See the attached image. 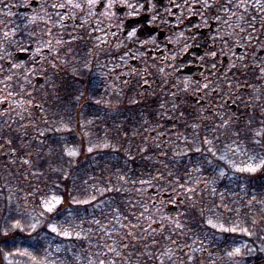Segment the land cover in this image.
<instances>
[{"label":"trees","instance_id":"1","mask_svg":"<svg viewBox=\"0 0 264 264\" xmlns=\"http://www.w3.org/2000/svg\"><path fill=\"white\" fill-rule=\"evenodd\" d=\"M251 45L264 52V41ZM74 61L71 83L45 91L21 89L18 74H0V81L11 77L0 93L23 103L20 115L9 113L8 99L0 112V264H264V171L229 167L264 156V137L256 136L264 132V62L251 74L250 102L238 119L184 124L163 147L152 128L160 103L142 101L134 87L101 88L84 58ZM66 149L79 155L69 158ZM152 189L182 198L176 216L158 220L164 201L153 202ZM53 194L63 203L43 213ZM84 200L91 203H77ZM50 223L70 238L52 233ZM237 224L253 235L218 230ZM237 245L241 255L229 257Z\"/></svg>","mask_w":264,"mask_h":264},{"label":"flooded vegetation","instance_id":"2","mask_svg":"<svg viewBox=\"0 0 264 264\" xmlns=\"http://www.w3.org/2000/svg\"><path fill=\"white\" fill-rule=\"evenodd\" d=\"M262 41L264 0H0V74L45 91L69 85L82 57L101 88L160 103L152 128L163 147L184 124L238 119L263 56L248 44ZM19 52L28 56L16 62Z\"/></svg>","mask_w":264,"mask_h":264},{"label":"snow or ice","instance_id":"3","mask_svg":"<svg viewBox=\"0 0 264 264\" xmlns=\"http://www.w3.org/2000/svg\"><path fill=\"white\" fill-rule=\"evenodd\" d=\"M69 3H71V0H69ZM95 3H96V0H87V5L89 6V8L93 7L95 5ZM53 7H65V5L64 4L53 5ZM72 7L81 8L82 6L77 3V4H73ZM209 7H210V5H209ZM5 35H7V33ZM130 35L134 36L135 32L130 33ZM213 55H215V53H213ZM8 79L11 80V77H9ZM0 83H4L5 87H10V84H8L7 82L0 81ZM204 87H205V89H207L208 85L205 84ZM4 102L5 101H0V103H4ZM96 103H99V101H96ZM61 130H62L61 128H56L55 129V131H57V132H59ZM63 130H67V129H63ZM40 135L43 136L44 133L41 132ZM256 136L264 137V132L258 131V132H256ZM255 142L256 143H260L259 140L255 141ZM8 143H11V141H8ZM203 143L206 144V145H211L212 141L205 139L203 141ZM104 147H109V145L106 144V145H104ZM93 151H94V147L90 145L87 148V152L91 153ZM195 151L196 152H200L201 149L200 148H196ZM207 151L211 152L214 157L216 156V154L214 152H212V149L210 147L207 149ZM232 151L235 152L234 149ZM64 155H66L69 158H75L76 156L79 155V152L77 150H74V149L73 150L66 149L64 151ZM216 159L224 161L226 158H225L224 155H221L219 157H216ZM24 163L28 164L29 161L25 160ZM69 163H71V159L69 160ZM208 163H211V161H208ZM241 164H242V166L239 165V164H236L235 162H232L231 164H229V167H231L235 173H246V174H249V175L255 174V173L259 172V171H264V156L259 157V158L256 157V156H248L247 161H241ZM220 175L223 176V175H225V173L223 171H221ZM62 203H63L62 196L58 195V194H53L49 199H45L42 202L43 213H53V212L57 211L59 206ZM77 203L89 204V203H91V201L84 200V201H77ZM207 223L213 229H216L218 227L217 224L213 223V221L211 219H209L207 221ZM256 223L257 222L255 220L252 221L253 225H256ZM14 227H18V225H14ZM34 227L35 226H33V228ZM177 227H179V224H177ZM49 228H50V231L52 233H56L57 235H63L66 238H70V234H69L68 231L64 230L62 227L58 228V226L56 224H54V223H50ZM218 230L221 231V232H225V233H237V232H239V233H241V234H243L245 236H249V237H251L253 235V232L250 231L249 228L241 227L238 224L233 226V227H224L223 225H220ZM244 247H247V245H244ZM261 251H264V248H262ZM227 255L229 257L239 256V255H241V248L240 247H236L232 251L228 252Z\"/></svg>","mask_w":264,"mask_h":264},{"label":"rangeland","instance_id":"4","mask_svg":"<svg viewBox=\"0 0 264 264\" xmlns=\"http://www.w3.org/2000/svg\"><path fill=\"white\" fill-rule=\"evenodd\" d=\"M250 47H252V45H251V43L250 44H248ZM262 51V49H260L259 47L258 48H256V50H255V53L253 54L254 56H257V54H259V52H261ZM260 65L261 64H263V62H264V53H263V56H261L260 57ZM119 92V91H118ZM9 100V104H10V111H9V113H12V114H16V115H20L21 113H20V110H21V107L23 106V103H22V101H19L17 98H14L13 96H10L9 97V95L8 96H5V95H3L2 93H0V101H5L6 102V100ZM4 102V103H5ZM175 101H173V103H174ZM3 103H0V108H1V105H2ZM8 115H10V114H8ZM179 136V134H177V135H174V136H171V138H169L170 140L169 141H172V140H174V139H176L177 137ZM177 196V195H176ZM175 196V197H176ZM152 199V201L154 202V201H159L160 200V198L159 197H156V198H151ZM167 204H175V201H174V198H172V199H170L169 201H165V202H163V204H161V206H157V208H156V210L158 211V220L161 222V221H163V219L165 218V217H169V215L166 213V208L168 207V205ZM236 247H240L241 248V251H242V246H240V245H237V246H234V248H236ZM233 257H235V256H233Z\"/></svg>","mask_w":264,"mask_h":264},{"label":"water","instance_id":"5","mask_svg":"<svg viewBox=\"0 0 264 264\" xmlns=\"http://www.w3.org/2000/svg\"><path fill=\"white\" fill-rule=\"evenodd\" d=\"M28 55L25 54V53H22V52H19L16 54L15 56V61L16 62H19L21 60H23L24 58H26ZM39 82H41V80H39ZM6 105H2L1 106V109H5ZM169 123H171V121H169ZM149 194H152L154 195L155 194V191L152 189L149 191ZM171 195L170 194H162V198L163 199H168ZM182 202V198H176V203L177 205H174V206H170L169 208H167V213L170 214V216H175L177 215L178 211H179V208H178V204Z\"/></svg>","mask_w":264,"mask_h":264}]
</instances>
